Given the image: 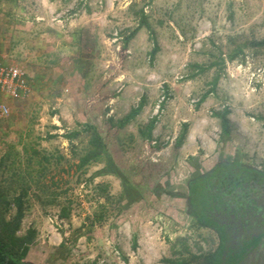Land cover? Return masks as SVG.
I'll return each instance as SVG.
<instances>
[{"label":"rangeland","instance_id":"1","mask_svg":"<svg viewBox=\"0 0 264 264\" xmlns=\"http://www.w3.org/2000/svg\"><path fill=\"white\" fill-rule=\"evenodd\" d=\"M142 12L154 60L149 26L124 42ZM261 40L264 0H0V61L32 88L0 93V211L22 198L31 259L206 264L221 241L191 215L188 181L227 160L264 171ZM86 122L107 153L79 168Z\"/></svg>","mask_w":264,"mask_h":264},{"label":"trees","instance_id":"2","mask_svg":"<svg viewBox=\"0 0 264 264\" xmlns=\"http://www.w3.org/2000/svg\"><path fill=\"white\" fill-rule=\"evenodd\" d=\"M139 24L138 27L125 36V44L134 37L141 25L149 26L145 13L142 14ZM149 30L154 41V48L150 54L151 59L154 60L160 46L155 31L151 26H149ZM253 44L264 47V40L254 41ZM235 56L232 55V59ZM144 102L145 99L143 97L138 106L133 107L125 117L118 121V125L120 127L125 126L136 117L143 108ZM217 115L226 119L225 113ZM156 120V118H153L148 124L147 130H143V134L147 139L151 138ZM84 129L89 133L90 139L86 152L79 157V168H82L91 160L101 161L107 153V143L97 126L86 122L84 123ZM77 135H79V131H74L69 134V137ZM263 181V170L235 160L216 163L208 172L189 179L187 197L191 215L199 225L207 226L217 231L221 241L218 250L209 259H206V264H237L241 260L232 259L230 254L234 249L233 245L236 244L235 242H238V244L245 242L246 244V241L242 237L235 238V235L229 231V227L237 221V213L245 210L242 191L248 192L247 188L250 185L259 184ZM233 196L240 199L238 203L234 204ZM15 204L17 213L10 220L5 219L0 211V264H34L26 260L34 232L30 231L25 236L17 234L24 216V202L22 198L17 197L15 198ZM232 213H234V219L231 218ZM133 246H137L136 239ZM244 253L245 250L243 249L236 255L241 257Z\"/></svg>","mask_w":264,"mask_h":264},{"label":"flooded vegetation","instance_id":"3","mask_svg":"<svg viewBox=\"0 0 264 264\" xmlns=\"http://www.w3.org/2000/svg\"><path fill=\"white\" fill-rule=\"evenodd\" d=\"M247 190L248 192L242 191L245 210L237 213V221L229 227L235 238H244L247 245L245 242L242 244L235 242L230 256L232 259H241L237 264H264V181L250 185ZM239 200L233 196L234 204ZM234 217L232 213L231 218ZM243 249L244 255L237 256L236 254Z\"/></svg>","mask_w":264,"mask_h":264},{"label":"built area","instance_id":"4","mask_svg":"<svg viewBox=\"0 0 264 264\" xmlns=\"http://www.w3.org/2000/svg\"><path fill=\"white\" fill-rule=\"evenodd\" d=\"M32 92L29 77L25 70L14 64L0 62V93L24 99ZM9 106L0 102V117L8 115Z\"/></svg>","mask_w":264,"mask_h":264},{"label":"crops","instance_id":"5","mask_svg":"<svg viewBox=\"0 0 264 264\" xmlns=\"http://www.w3.org/2000/svg\"><path fill=\"white\" fill-rule=\"evenodd\" d=\"M0 62H2V61H0ZM2 63H5V62H2ZM235 161H237V160H235ZM26 260L29 261V262H32L34 264H46V263H41V262L34 261L33 259H31L30 250H29V253H28L27 257H26ZM55 260H57V259H55ZM58 260H59L58 263H61V264H75V263L72 262V259H58ZM52 264H54V263H52Z\"/></svg>","mask_w":264,"mask_h":264}]
</instances>
